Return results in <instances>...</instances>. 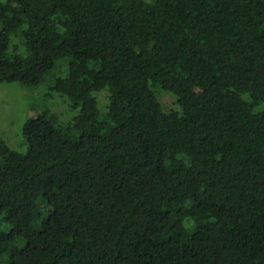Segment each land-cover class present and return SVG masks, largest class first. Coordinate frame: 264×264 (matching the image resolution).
Instances as JSON below:
<instances>
[{"label":"trees","instance_id":"obj_1","mask_svg":"<svg viewBox=\"0 0 264 264\" xmlns=\"http://www.w3.org/2000/svg\"><path fill=\"white\" fill-rule=\"evenodd\" d=\"M62 58L71 122L0 138V264H264V0H0V82Z\"/></svg>","mask_w":264,"mask_h":264},{"label":"rangeland","instance_id":"obj_2","mask_svg":"<svg viewBox=\"0 0 264 264\" xmlns=\"http://www.w3.org/2000/svg\"><path fill=\"white\" fill-rule=\"evenodd\" d=\"M66 62L65 58L57 60L46 72L42 81L36 85L25 86L18 82H0V138L9 148L19 153L25 151L21 126L26 119L37 118L45 110L52 112L61 124L71 122L76 109L70 108L69 102L63 95L48 89V85L55 77L65 74ZM150 88L163 111L178 109L171 93L161 90L155 83ZM92 95L98 111L103 113L108 100L107 87L93 92Z\"/></svg>","mask_w":264,"mask_h":264}]
</instances>
